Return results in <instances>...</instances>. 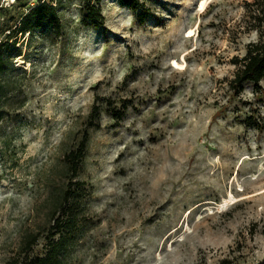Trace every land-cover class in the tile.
<instances>
[{
    "label": "rangeland",
    "instance_id": "rangeland-1",
    "mask_svg": "<svg viewBox=\"0 0 264 264\" xmlns=\"http://www.w3.org/2000/svg\"><path fill=\"white\" fill-rule=\"evenodd\" d=\"M53 1L60 36H16L37 0H0V42L18 38L0 117V264L29 233L41 234L31 255L45 253L65 154L86 130L75 223L55 237L63 264H264V79L231 85L259 37L251 0H143L144 25L100 0L105 28L82 22L81 0Z\"/></svg>",
    "mask_w": 264,
    "mask_h": 264
},
{
    "label": "trees",
    "instance_id": "trees-1",
    "mask_svg": "<svg viewBox=\"0 0 264 264\" xmlns=\"http://www.w3.org/2000/svg\"><path fill=\"white\" fill-rule=\"evenodd\" d=\"M100 0H81L82 22L92 24L96 27L105 28V16L100 6ZM120 4L129 7L136 17V22L144 25L152 15L150 8L143 0H119ZM246 14L248 28L258 32V39L247 44L246 54L234 59L239 65L235 77L231 81L233 89L241 91L246 82H252L256 91L261 89L264 79V0H251L246 2ZM15 33H53L60 36L63 33V22L59 13L58 5L53 0H37V4L25 9L20 16L19 25ZM10 32L5 40L0 42V117L4 113L5 104L10 101L12 90L17 88L15 82L6 78L9 69H16L13 65V51L17 50L18 38L12 39ZM18 55V54H16ZM111 104V103H110ZM114 118H120L121 114L116 108L113 109ZM100 115V107L94 104L89 116V126H95V120ZM261 128V127H259ZM89 133L86 130L77 145L65 154L66 184L57 189L52 198L51 209L52 222L49 230L48 248L42 255H31L33 246L38 242L41 234L39 232L29 233L24 238L20 252L16 257L8 261V264H63V256L66 247L65 237L62 234L67 227H72L78 211L77 197L81 183L78 174L85 154Z\"/></svg>",
    "mask_w": 264,
    "mask_h": 264
},
{
    "label": "bare ground",
    "instance_id": "bare-ground-1",
    "mask_svg": "<svg viewBox=\"0 0 264 264\" xmlns=\"http://www.w3.org/2000/svg\"><path fill=\"white\" fill-rule=\"evenodd\" d=\"M205 2H206V1H202V2L200 3V7H201V8L204 7ZM191 33H192V30H190L189 34H191ZM232 198H233V197H232ZM233 200H234V199H233ZM226 202H227V200H226ZM227 205H228V204H227Z\"/></svg>",
    "mask_w": 264,
    "mask_h": 264
}]
</instances>
